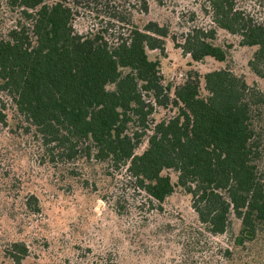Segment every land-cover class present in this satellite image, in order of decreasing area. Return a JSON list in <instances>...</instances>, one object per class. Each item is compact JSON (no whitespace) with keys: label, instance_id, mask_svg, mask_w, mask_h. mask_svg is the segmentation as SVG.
<instances>
[{"label":"trees","instance_id":"1","mask_svg":"<svg viewBox=\"0 0 264 264\" xmlns=\"http://www.w3.org/2000/svg\"><path fill=\"white\" fill-rule=\"evenodd\" d=\"M0 1L13 14L0 32L1 124L11 109L49 159L123 167L158 203L175 187L190 194L199 224L193 247L224 233L231 216L239 220L236 246L263 238L264 91L228 68L214 69L202 75L205 94L194 81L176 87V110L156 122L150 116L167 104L169 87L147 49L164 51L167 26L153 20L138 26L131 12L112 8L104 28L83 34L73 28L76 10L67 0ZM208 8L214 25L189 29L180 43L172 37L175 47L195 61H225L228 46L215 42L216 29H223L254 47L248 66L264 80V25L235 0H208ZM112 27L118 29L107 36ZM164 170L175 173V182ZM26 203L35 205L36 197L27 195ZM7 248L15 262L27 253L22 242Z\"/></svg>","mask_w":264,"mask_h":264},{"label":"rangeland","instance_id":"2","mask_svg":"<svg viewBox=\"0 0 264 264\" xmlns=\"http://www.w3.org/2000/svg\"><path fill=\"white\" fill-rule=\"evenodd\" d=\"M67 1L76 10L72 24L78 33L104 28L112 8L131 12L138 26L147 20L167 26L164 51L147 49L149 58L158 59L162 82L169 87L167 104L154 107L150 116L156 122L176 110V87L194 81L205 94L202 75L214 69L228 68L264 91V80L248 66L254 47L240 45L238 35L216 29L215 42L228 46L225 61H195L175 47L172 37L180 43L189 29L214 25L208 0H145L146 12L140 0ZM235 1L246 16L264 25V0ZM12 15L0 1V32ZM113 29L118 28L105 34L112 36ZM14 114L8 109L6 125L0 123V264H264V236L252 247L234 244L235 217L224 233L209 236L206 246L193 247L191 232L199 224L190 194L175 187L158 203L123 167L84 157L49 159L31 133L16 125ZM145 146L144 136L136 152ZM163 173L175 182L172 170ZM29 194L36 197L35 205L26 203ZM10 242L26 246L19 262L8 253ZM225 249L230 255H224Z\"/></svg>","mask_w":264,"mask_h":264}]
</instances>
